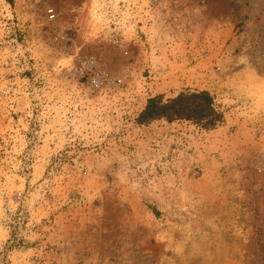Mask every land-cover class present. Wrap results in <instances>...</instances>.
I'll return each instance as SVG.
<instances>
[{
	"label": "rangeland",
	"instance_id": "obj_1",
	"mask_svg": "<svg viewBox=\"0 0 264 264\" xmlns=\"http://www.w3.org/2000/svg\"><path fill=\"white\" fill-rule=\"evenodd\" d=\"M0 264H264V0H0Z\"/></svg>",
	"mask_w": 264,
	"mask_h": 264
},
{
	"label": "trees",
	"instance_id": "obj_2",
	"mask_svg": "<svg viewBox=\"0 0 264 264\" xmlns=\"http://www.w3.org/2000/svg\"><path fill=\"white\" fill-rule=\"evenodd\" d=\"M222 119L221 113L216 109L212 97L207 92L187 91L165 102L156 97L149 99L136 121L140 125L157 120L187 121L212 128Z\"/></svg>",
	"mask_w": 264,
	"mask_h": 264
}]
</instances>
